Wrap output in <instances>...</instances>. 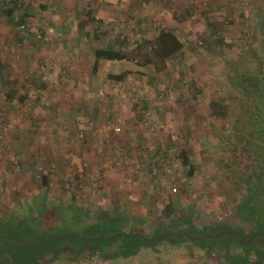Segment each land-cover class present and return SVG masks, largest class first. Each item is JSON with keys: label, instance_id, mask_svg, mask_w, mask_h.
Segmentation results:
<instances>
[{"label": "rangeland", "instance_id": "374dc122", "mask_svg": "<svg viewBox=\"0 0 264 264\" xmlns=\"http://www.w3.org/2000/svg\"><path fill=\"white\" fill-rule=\"evenodd\" d=\"M28 1L32 8L47 2L51 11L48 15L33 9L28 16L26 26L33 33L29 44L35 47L40 39L38 27H47L44 38L57 44L58 54L51 63L46 56L34 65L31 57L30 65L26 60L27 65L16 67L24 80L32 73V77L46 74L53 77L39 91L36 84L30 87L27 83L33 97L30 106L13 110L9 117L19 125L12 130L11 137L27 138L23 140L27 143L23 147L5 139L4 143L0 141V218L14 214L16 222L37 226L38 237L44 239L52 234H84L91 225V220L79 221L78 209L65 204L80 206L89 213L116 206L132 216L144 217V223L136 224L134 230L151 235L155 222L168 221L165 209L170 208L172 199L176 213L185 216L191 208L196 212L197 223L208 225L223 220L232 226L242 225L233 216L237 202L222 187L229 185L225 176L242 164L234 163L228 151H205L201 144L205 138L212 143L218 140L212 126L228 129V117L209 119V124L206 113L209 102L227 96L230 90L225 84L222 59L210 52L200 37L210 35L208 18L213 29L225 28L226 35L232 36L233 40L228 41L231 49H241L240 43L246 39L253 40L252 46H256L262 34L253 18L260 0H141V7L137 5L139 0ZM102 4L106 5L104 10ZM88 10H92L91 17L100 21V29L106 32L113 29L130 33L135 21L130 17H137L149 39L159 27L175 24L184 41V53L175 56L159 73H150L132 61H113L105 62L91 75L89 48L94 24L90 21L83 27L76 26L78 20L87 19L82 13ZM52 25L56 32L51 31ZM65 26L69 32L62 34ZM123 72L127 74L122 82L107 78L108 74ZM93 80L94 88L100 90L84 97L85 83ZM189 84L200 92L189 90ZM38 111L40 116L37 114L36 118ZM0 122L8 124L1 117ZM29 124L37 125V129ZM109 124L118 125L120 131L109 130L105 126ZM32 130L41 138L36 139L30 133ZM4 136L5 132L0 139ZM182 146L192 156L195 175L191 178L186 177L177 157ZM44 173L50 174L48 188L38 184ZM30 209L35 210L29 214ZM46 209H50V216L39 219ZM6 221L0 219V227L5 228ZM17 229L31 234L25 227ZM5 241L12 250L16 249L17 244L11 238ZM81 255L76 252L74 257L78 259ZM195 258L193 252L180 248L168 251L161 244L124 263L109 261V264H216L214 260L195 262ZM214 259L219 262L218 257ZM65 260L67 255L63 254L59 261Z\"/></svg>", "mask_w": 264, "mask_h": 264}, {"label": "trees", "instance_id": "16d2710c", "mask_svg": "<svg viewBox=\"0 0 264 264\" xmlns=\"http://www.w3.org/2000/svg\"><path fill=\"white\" fill-rule=\"evenodd\" d=\"M166 2L169 0H165ZM259 4L254 10V22L261 28L262 36L258 39V44L252 46L253 40H245L241 49L237 51L231 49L232 45L228 41H232V36L228 37L226 29L217 27L213 29V23L208 20V27L210 29V35L207 37H200L207 45L210 52H215L223 61L224 67V79L225 84L229 85L228 89L230 93L227 96H222L218 100H213L208 103L206 120L208 119L211 124L212 118L224 119L228 117V129L225 131L220 130L216 126H212L215 130L214 136H218L216 142H211L207 138L201 141L202 148L205 151L230 152L234 158V163L242 164L238 170H231L230 175H226L225 178L229 182V185L225 186L226 193H231L234 197L236 205L234 207L233 216L237 221L242 222L237 228L239 236L247 237L248 233H245L243 225H247L252 229L251 232L259 230L264 232V0H260ZM0 9L8 14L9 17L15 16V26H24L27 23L28 16L33 14L34 10L46 12L51 14L50 6L47 2L39 3L37 8H32L31 2L25 0H0ZM141 7V0L137 4ZM34 9V10H33ZM2 11V10H1ZM86 20H78L77 27H83L88 22L92 21L93 36L91 38L93 44L100 43L101 46H91L90 52L93 55V71L96 70L98 64L101 61H132L135 65L149 69L150 73H159L167 68L168 62H171L175 56L180 53H184V41L180 37L175 24L168 27H159L157 32L152 38H146L144 36V28L141 24L142 20L131 15V19H135L132 31L125 33L122 31L113 32V29L102 30L100 29L101 22L94 21L91 17L92 10L85 11ZM178 17L173 16V19ZM88 20V21H87ZM253 24V23H252ZM111 31V32H110ZM69 32L67 26L62 30V34ZM246 37L245 34H243ZM48 43V41H44ZM105 43V44H104ZM109 43V44H108ZM248 47L249 49L244 48ZM231 50V51H229ZM249 51V52H248ZM37 71V70H36ZM34 71V72H36ZM39 74V73H37ZM127 73L108 74V79L113 82H122L125 79ZM30 74L29 86L33 87L39 83L40 78L37 76L32 77ZM36 78V79H35ZM192 84V83H191ZM45 83H40L39 86L45 87ZM41 87L38 89L40 90ZM193 87V88H192ZM188 89H192V92L199 93L200 89L194 85H188ZM195 95V94H194ZM192 95V100L196 97ZM14 96V94H13ZM11 99L9 95L7 97ZM29 99L27 92H23L17 99L18 109ZM190 99V100H191ZM210 119V120H209ZM2 123V122H0ZM184 140V139H182ZM173 143L171 142V145ZM160 147L157 149L159 150ZM150 155V153H149ZM244 156V160L241 157ZM177 157L179 158L182 168L186 177L191 178L195 175V168L192 161V156L185 147H181ZM228 167V164L225 163ZM231 180V181H230ZM38 181V180H37ZM39 185L48 188L51 184L50 174L44 173L41 175V179L38 182ZM158 191V188H157ZM158 194V192H157ZM59 205L63 202L61 199L57 200ZM175 201L170 200L169 209H165V212L169 213L168 221L155 222L156 230L154 235L159 233H179V224L183 223L187 225L185 234L179 237L166 236L167 239L173 244H181L190 240L192 245L197 246L200 251H207L212 253L219 249L223 250V257L226 258L228 264H240L244 263L238 256H230L228 251L233 244L239 245L240 243L235 238L228 234H220L217 238H192L191 236H201L203 233L198 230V224L196 223V212L193 209H188L186 215L183 216L174 211ZM78 209L76 218L81 222L90 221L91 225L85 230L84 234H101L108 235L110 232H118L128 224L130 227L134 224H142L146 220L144 217L138 215L132 216L127 211L120 210L116 206H112L109 210L92 211L82 210V207L72 204ZM61 207V206H60ZM35 209H30L29 214L33 213ZM50 209H46L39 219L50 216ZM36 215V213H34ZM39 215V212L37 213ZM23 216L26 220H30L28 216ZM52 216V215H51ZM14 214L0 219L6 221V227H0V250L4 247H10L5 239L12 237H25L29 234H23L17 228L25 227L27 233L39 234L36 230L38 227L32 224L22 225V222H16L17 219ZM19 218V217H18ZM12 219L14 221L10 222ZM19 219V220H25ZM82 219H86L82 220ZM34 220V218H32ZM215 225L211 228V232L224 229L225 221H215ZM15 226L16 228H12ZM132 228V227H131ZM51 230V229H50ZM89 231V232H88ZM2 233H5L1 235ZM49 233V232H47ZM44 233V234H47ZM53 233L52 231L49 233ZM43 234V233H42ZM7 235V237H5ZM222 237L221 240H219ZM264 237V236H263ZM124 245L122 247V255L128 257L134 255L142 249V247L154 246L155 242L146 241L140 235H134L129 237L123 236ZM12 240V239H11ZM202 240H205L204 245H197ZM219 240V241H218ZM159 242V241H158ZM194 243V244H193ZM250 245V244H249ZM247 245L246 249L255 250L253 243L251 247ZM40 246H38L39 248ZM217 247V248H216ZM20 248V249H19ZM17 247L18 250L16 258L19 259L21 264H34V256L36 252H30L34 250V247ZM10 250L11 247H10ZM23 250H26L27 253ZM29 251V252H28ZM256 252V258L262 259L264 249ZM244 261V262H243ZM254 264V263H249Z\"/></svg>", "mask_w": 264, "mask_h": 264}, {"label": "flooded vegetation", "instance_id": "af4514ba", "mask_svg": "<svg viewBox=\"0 0 264 264\" xmlns=\"http://www.w3.org/2000/svg\"><path fill=\"white\" fill-rule=\"evenodd\" d=\"M169 221V220H168ZM197 223V222H196ZM215 221L210 224H198V230L205 232L201 236H191L192 238H217L220 234H228L231 237L238 240L239 245L233 244L231 248H229L228 253L230 256L239 255L238 257L241 260H244V263L240 264H264V252L263 258L257 259L256 252L261 249H264V232L263 231H252L249 226L243 225L245 233H248L247 237L239 236L237 228L239 226H232L231 224L225 223V228L221 230H217L215 232H211V228L215 225ZM135 225L131 227L124 228L118 232H110L108 235L101 234H52L47 235L46 238L42 239L38 237L36 233H31L25 237H12V241L20 247H34L33 251L36 252L34 256V264H109V261L114 262H122L129 261L130 259L138 256L140 252L145 250H152L153 247L163 244L165 250H174L176 248L184 249L186 251H190L195 253V262L196 261H215L216 264H228V261L225 257H223V250L220 246L219 249L212 253H208L205 251H200L197 249L198 247L192 245L190 240L182 242L181 244H173L171 243L166 236H174L179 237L182 234H185L187 225L180 223L179 224V233H159L154 235L156 230V224L153 225L150 234L140 233L139 231L134 230ZM183 226V227H182ZM216 226V225H215ZM134 235H140L143 239L150 242H155L154 246L142 247V249L134 255H130L128 257H124L121 253V249L124 245L123 236L129 237ZM7 236V235H5ZM10 237V236H9ZM42 239V240H41ZM159 241V242H158ZM251 243H253V247L255 250H248L246 246L249 245L251 247ZM16 245V246H17ZM38 246H40L38 248ZM217 248V247H216ZM18 250H10V247H4L0 250V264H21L19 259L16 258ZM27 253L26 250H23ZM155 251V250H153ZM29 252V251H28ZM76 252L82 253L81 257L78 259L75 258ZM63 254L67 255V260L59 261V259L63 256ZM214 257H218L219 262H217Z\"/></svg>", "mask_w": 264, "mask_h": 264}, {"label": "crops", "instance_id": "0c3cea01", "mask_svg": "<svg viewBox=\"0 0 264 264\" xmlns=\"http://www.w3.org/2000/svg\"><path fill=\"white\" fill-rule=\"evenodd\" d=\"M27 2V0H25ZM102 2V0H100ZM1 5V4H0ZM106 5L102 4V8L103 10L106 8ZM2 10V11H1ZM36 13V12H35ZM14 15V14H13ZM11 16L9 17L8 14H6L3 9H0V117L2 120H4L6 123L8 122V124H3L0 126V137L3 136V132H5V138H1L0 141L2 140V142L4 143V139L7 140L9 143H11L14 146L20 145L25 147L26 143L23 140H27V138L25 139L23 137V140L21 138L17 139V135L14 137H11L10 134H12L11 132H13L12 130L14 128H19L17 125V122H14L13 118L12 120L9 117H12V111L13 110H17L18 104H17V99L20 95H22V93L25 91L28 93L29 95V99L27 101L26 104H23L21 107V110L23 109H28L27 106H30L29 103L32 102V96L31 93H29V89L28 87H26L27 85V79L24 80L23 79V75H20L21 70L18 72L17 70V66H22V65H27L25 64L26 60L30 65V59L32 57V61L34 62V65L41 60L42 58H46L47 56V62H52V60H55V57L58 54V50L56 49V45L54 43V41H49V38H44V32H46V28L44 29V27H38L39 30V35H40V39L36 40V45L35 47H33L32 45L29 44L30 40L33 39V33L31 32L30 29H28V27L26 26V24H24V26H15L14 24V18L15 16ZM56 27H54V25L51 26V31H55L54 29ZM30 38V39H29ZM44 41H48V43H44ZM92 47L93 46H101L103 44H100L99 42L97 43H91ZM105 44V43H104ZM109 44V43H108ZM19 50L23 51L21 53H19ZM50 50V51H48ZM48 51V52H47ZM88 51V50H87ZM55 52V53H54ZM55 54V56H54ZM91 55H89V59L91 60V75H94V73L100 68V66L102 64H104L105 62H113V61H101L98 64V67L96 68L95 71H93V63H94V58L92 53L90 52ZM28 55V56H27ZM48 64V63H47ZM89 64V65H90ZM26 67V66H25ZM35 68V66H33V69ZM112 74V73H111ZM53 77V75L51 74H46L45 76H42L39 80V83L36 84L37 86V91H39V84L40 83H45V87H47V84L51 82V78ZM92 78V77H91ZM108 78V75H107ZM92 80V79H91ZM90 80V81H91ZM84 81H89L84 79ZM109 81V80H108ZM20 82V84H19ZM86 86L84 87V97H90L93 91V94L95 93V91H99L100 87L94 88V80L91 83L86 82L85 83ZM43 87H41L40 90L44 89ZM14 94V96H13ZM9 95L12 97L11 99H8L7 97H9ZM44 95V94H42ZM38 96V94H37ZM33 106V105H32ZM96 110V109H95ZM40 111H38L36 114V118H38L40 116L39 114ZM26 118L28 117V112L26 110ZM30 114V113H29ZM37 114H39V116H37ZM32 116V115H31ZM31 116L29 117L31 119ZM33 116V118H35ZM25 123L23 122V125ZM31 124V123H30ZM29 124V127L31 126ZM21 127V126H20ZM37 125H32L30 128L32 129H37L36 128ZM39 127V126H38ZM32 130V132H30L34 137H36V139H40L42 135H38L36 134L37 131ZM34 137H32L31 139H33ZM31 142V141H30ZM37 142V141H32V143ZM26 149V148H25ZM38 151V150H36ZM33 152V151H32ZM40 153V152H39ZM9 155H11V153H8ZM5 155V152L4 154ZM1 156V155H0Z\"/></svg>", "mask_w": 264, "mask_h": 264}, {"label": "built area", "instance_id": "2783aa9c", "mask_svg": "<svg viewBox=\"0 0 264 264\" xmlns=\"http://www.w3.org/2000/svg\"><path fill=\"white\" fill-rule=\"evenodd\" d=\"M105 126H107V128L109 130L113 131L114 133H118L120 131V127L118 125L109 124V125H105ZM104 127H103V129H104Z\"/></svg>", "mask_w": 264, "mask_h": 264}]
</instances>
